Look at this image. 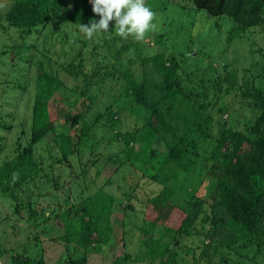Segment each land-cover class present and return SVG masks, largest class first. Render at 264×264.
<instances>
[{
  "label": "trees",
  "instance_id": "obj_1",
  "mask_svg": "<svg viewBox=\"0 0 264 264\" xmlns=\"http://www.w3.org/2000/svg\"><path fill=\"white\" fill-rule=\"evenodd\" d=\"M188 2L195 10L206 11L209 17H227L232 21L226 38L227 46L246 38L247 34L254 38L256 33L264 32V0ZM0 4V11L4 13L2 18L19 30L24 40L16 47L20 60L31 64L36 58L33 49L39 50L37 43L28 45L26 36L41 35L46 27L53 24L55 28L48 30L51 32L40 44L45 51L48 45L51 48L55 43H71L69 52L63 48L66 60L59 66L76 82L80 78L83 82L81 87L62 88L65 82L59 69L55 72L48 70L44 59L37 60V92L30 136L26 137L25 146L19 144V153L0 166L1 185L9 183L2 185L0 192L14 200L16 213L25 205L16 189L27 180H35L42 175L44 163L35 150L52 133L59 153L58 158L50 154L51 160L71 165L70 157L80 155L94 129L105 127L117 131L113 140L122 142L126 153L123 157V151L114 152L106 161L118 164L117 170L128 163L134 167L138 165L137 169L143 170V176L150 183L161 187L154 195L140 199L136 194L137 183L134 186L130 184L129 190L120 196L128 200L123 213L115 214L114 197L99 188L87 197L80 196L83 199L78 204H71L62 215L58 214V219L63 222L59 223L65 229L60 240L65 247L74 245L84 252L77 259L71 257L69 264H87L91 251L111 239L115 233L111 223L113 216L125 224L129 214L141 211L144 214L143 225H139L138 230L151 235L140 241L141 248L145 250L138 254L137 260L142 263L186 264L180 257L184 248H188L185 241L196 237L202 238V251L197 254L194 249L192 253L187 250L192 254V264H244L242 259L250 257L243 252L255 249L256 258L264 250V50L255 38L253 44L259 46L251 48L249 58L252 65L243 69L241 81L235 59L229 61L219 53L216 67L210 63L201 69L198 67L202 60L190 52L182 53L180 59L168 53L162 42V48L150 46L145 49L128 38L118 37L114 21L110 22V32L102 33L98 41L95 36L89 40L81 34L77 36L79 24L87 25L92 19L99 20L88 0H0ZM215 26L220 28L219 21ZM72 36L74 38H70ZM118 42L122 44L116 48ZM132 47L135 58L142 64L141 81L123 63L126 52ZM44 54L40 52V56ZM43 58L50 60L51 66V57L44 55ZM90 60L93 61V69L85 72ZM129 62L134 64L133 59L129 58ZM110 78L125 80L123 89L90 126L84 123L86 113L81 109L73 112L76 109L69 107L72 105L70 102L63 107L59 103L52 104L64 90L65 96L77 92L79 97H87L90 107L95 102L89 94L91 88L101 87ZM29 84L30 80L26 79L19 86L26 90ZM237 103L250 113L249 116L240 115L242 128L231 121L234 114L240 113L235 108ZM124 109L126 114L135 115L136 122L143 125L125 133L118 131ZM12 115L8 113L6 116ZM0 124L7 130L13 128L8 120H0ZM21 126L24 127L23 122ZM57 127L66 131L59 133ZM22 133L26 134L24 128ZM140 143L141 150L136 147ZM159 143L167 149H156ZM203 143L214 144L210 153L200 152ZM98 163L96 161L89 169L82 168L84 178ZM14 173L18 174L15 180ZM99 173L97 169V175ZM124 180L129 181L127 177ZM206 182L208 192L199 195ZM112 183L108 180L106 184ZM94 184L95 180L87 183L88 191ZM54 186L60 187L56 181ZM138 201L140 205H136ZM26 203L32 212L36 210H33L31 200ZM34 216L36 213L31 215ZM131 224L132 227L137 226L134 221ZM122 226L125 230L126 224ZM132 227L123 233L122 241L127 239ZM220 250L225 251V257L218 260ZM235 253L236 258L233 257ZM129 256L126 253L117 257L114 263L126 262ZM12 260L13 264H46L44 257L35 254L26 256L18 253Z\"/></svg>",
  "mask_w": 264,
  "mask_h": 264
},
{
  "label": "rangeland",
  "instance_id": "obj_2",
  "mask_svg": "<svg viewBox=\"0 0 264 264\" xmlns=\"http://www.w3.org/2000/svg\"><path fill=\"white\" fill-rule=\"evenodd\" d=\"M146 6L156 13L154 20V23H156L155 30L147 32L143 40H136L132 36L128 37L129 41L134 44H140L145 49L150 46H156L159 49L162 48L163 44L168 53L176 55L180 59H182V53L190 52L194 57L202 60L200 62L201 66L198 67L201 69L207 68L210 63L216 67L218 65L216 58L220 53L229 61L235 59V65L239 68L241 81L243 69H249L252 65V60L249 58L251 48L259 46L253 44L254 38L264 50V32L256 33L254 38L247 34L246 38L227 46L226 38L231 29L232 21L227 17L221 19L209 17L206 11H197L192 8L188 0H146ZM3 15V11H0V120H8L13 125V128L7 130L0 124V166L6 161L13 159L19 153V144L25 146L27 144L26 137L29 138L30 136L32 109L37 92L38 59L45 60L48 70L55 72L59 69V74H61L65 82L62 88H73L75 85H80L81 87L83 85L81 78L76 82L74 78L64 73L59 66V64L65 63L66 56H64L63 51L66 48V52H69V49H72L71 43L64 45L59 42L55 43L51 48L48 45V47H45V51L43 45L40 44L46 34L51 32L48 30H53L55 25L52 24L50 27H46L41 35L36 34L31 38L26 36L28 45L32 43L39 44L38 51L33 49L36 58L30 64L20 60L21 56H18L16 47L22 44L24 40L19 30L10 26L9 22L2 18ZM218 21L220 28L215 26ZM64 29L68 30L67 28ZM68 34H71V31ZM76 34L77 36L81 34L84 39H87L81 32H76ZM160 35L163 37L161 38ZM101 37L102 33H97L95 40L98 41V38ZM70 38H74V36ZM117 44L116 48L120 47L122 43L118 42ZM80 47L81 45H79ZM43 51L46 53L44 55L51 57L53 60L51 66H49L50 60L43 58L44 55L40 56V52L44 53ZM27 54L29 55V53ZM135 57L136 53L132 47L129 52H126L123 63L126 68L132 70L136 79L141 81L142 64ZM129 58L133 59L134 64L129 62ZM90 62V64L88 63L85 66V72L93 69V61L90 60ZM26 79L30 80V84L26 90H23L19 85ZM124 82L125 80L117 81L110 78L101 87L99 85L92 87L89 94L94 97L95 102L90 107V101L87 97L81 98L77 92L75 95L68 94L65 96L66 92L64 90L59 92L62 96L54 98L55 101L52 104L59 103L63 107V105L66 106L70 102L72 105L69 107L76 109L73 112L81 109L86 113L84 123L90 126L94 124L95 118L101 112H105L106 107L115 101L123 89ZM235 108L242 114H234V118L231 121L236 127L242 128L243 119L240 115L245 116L248 114L249 116L250 113L247 109L241 107L239 103L235 105ZM125 112L126 110L124 109L122 123L117 128L118 131L125 133L143 125V123L136 122L135 115L126 114ZM8 113L13 115L8 117L6 116ZM225 119L229 118L225 116ZM22 122L26 131L25 135L22 133ZM76 129L79 130L80 125ZM57 131L63 133L66 130L65 128L57 127ZM116 132L105 127L94 129L91 134L92 138L90 140L87 138V146L81 148L80 155L74 154L70 157L71 165L68 162L60 164L51 160V155H55L58 158L59 152L54 145L55 135L52 133L46 136V142H42L35 150L37 157L44 163L42 175H38L35 180H27L21 187L16 189V194L24 200L22 202L25 204L21 206L19 213H16L14 200L7 194L0 192V264H13L12 257L18 253H25L26 256L32 254L42 256L45 258L46 264H69L68 260L71 257L77 259L84 252L75 248L74 245L65 247L64 242L60 240V237L64 235L65 229L64 226L61 227L60 223L63 222L58 219L57 215H62L71 204H78L83 199L80 196L87 197L91 191L96 192L99 188H103L106 193L114 197L116 214L123 213L124 206L128 204V200L120 196L123 195L125 190H129L130 184L134 186L137 183L136 194L141 197L140 199H144L146 195H154L161 190L159 185L150 183L148 178L143 176V170L137 169L138 165L134 167L131 163H128L126 167L117 170L118 164L114 165L106 161L114 152L120 153L123 151L121 154L123 157L126 153L124 151L125 145L122 142L113 140ZM136 147L141 150L142 144L140 143ZM213 147L214 144L203 143L201 144L200 152L202 154L210 153ZM155 148L158 150L167 149L160 143L156 144ZM96 161L99 162L97 167L92 168L90 172L87 170L89 173L88 177L84 178L81 174L82 168L89 169ZM97 169L100 171L99 176L97 175ZM123 176L127 177L129 181L124 180ZM91 180H95V184L92 185L93 189L88 191L87 183ZM108 180L113 181V183L106 184ZM55 181L59 183V188L54 186ZM6 183L9 184L8 182ZM139 184H141L140 187H138ZM2 185L0 183V189ZM120 186H122V189H119ZM82 192L84 193L81 194ZM207 192L206 182L198 194L206 195ZM28 200H31L33 210L36 209L33 212L26 203ZM136 205H140V201ZM33 213H36V216L31 217ZM126 218L125 230H123L124 227L122 225L125 224L122 219L119 220L116 216L111 218L115 233L107 243L98 245L91 251L87 264H115L117 257L126 253L130 256L126 262L122 260L119 264H149L137 260L138 254L145 250L141 248L140 241L144 237L149 238L151 236L138 230V226L143 225L144 214L141 211L136 214H129ZM130 221H134L137 226L132 227ZM131 227L132 232L125 241H122L121 236ZM201 240L202 238L196 237L185 241V245L188 248H184L180 257L186 264L193 263L192 254H189L188 251L192 253L194 249L197 254L202 251V247H200ZM243 254L250 257L249 259H242L244 264H264L263 249L256 258L255 249L243 252ZM224 257L225 251H218L217 259ZM233 257H237L236 253L233 254Z\"/></svg>",
  "mask_w": 264,
  "mask_h": 264
},
{
  "label": "clouds",
  "instance_id": "obj_3",
  "mask_svg": "<svg viewBox=\"0 0 264 264\" xmlns=\"http://www.w3.org/2000/svg\"><path fill=\"white\" fill-rule=\"evenodd\" d=\"M91 10L99 20L92 19L87 25L79 24V31L87 39L97 33H107L110 22L115 23V34L123 39L129 36L143 40L150 30H155L156 13L146 6V0H88ZM18 174H13L15 180Z\"/></svg>",
  "mask_w": 264,
  "mask_h": 264
}]
</instances>
